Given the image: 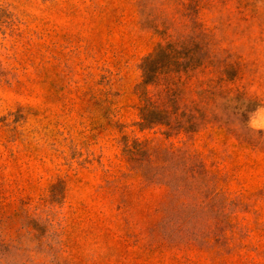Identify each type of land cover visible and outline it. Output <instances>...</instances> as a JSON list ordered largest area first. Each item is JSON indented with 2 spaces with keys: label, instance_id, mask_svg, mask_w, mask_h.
<instances>
[{
  "label": "rangeland",
  "instance_id": "rangeland-1",
  "mask_svg": "<svg viewBox=\"0 0 264 264\" xmlns=\"http://www.w3.org/2000/svg\"><path fill=\"white\" fill-rule=\"evenodd\" d=\"M168 44L209 55L169 73L192 76L187 103L229 69L264 131V0H0V264H264V141L139 125L142 65ZM135 141L218 160L238 205L147 184L124 154Z\"/></svg>",
  "mask_w": 264,
  "mask_h": 264
},
{
  "label": "trees",
  "instance_id": "trees-1",
  "mask_svg": "<svg viewBox=\"0 0 264 264\" xmlns=\"http://www.w3.org/2000/svg\"><path fill=\"white\" fill-rule=\"evenodd\" d=\"M206 38V34L201 32L192 37L191 42L196 39L203 42ZM185 51L168 44L143 63L144 79L137 87L142 102L140 127L147 129L161 126L165 128L163 133L167 137L185 134L188 140L210 127L213 134L224 137L223 144H226L230 137L236 140L235 146L238 147L257 146L262 143L264 131L255 130L245 123L260 103L245 92H234L227 86V77H230L231 70H223L222 76L211 79L206 89L199 90L197 101L187 103V84L192 77L186 75L187 69L204 64L209 55L206 51L203 58H199L194 52L187 49ZM181 59L186 61L181 62ZM207 61L208 65L214 67L209 59ZM180 65H184L183 71L187 77L181 80L185 75L180 74L178 81L173 82L169 73L179 72ZM232 75L236 76L233 73ZM150 85L159 88L158 91L151 94L148 88ZM236 121L242 124L240 128L236 127ZM124 154L131 168L138 171L144 182L170 187L171 198L178 193L187 195L195 201L194 205L202 210H224L228 205H238V202L229 200L224 190L228 177L216 167L221 162L213 160L209 165L208 156L197 149L162 147L152 145L150 141H135L125 144ZM235 155L232 151L225 157L230 159ZM182 203L184 206L188 205L186 200Z\"/></svg>",
  "mask_w": 264,
  "mask_h": 264
}]
</instances>
